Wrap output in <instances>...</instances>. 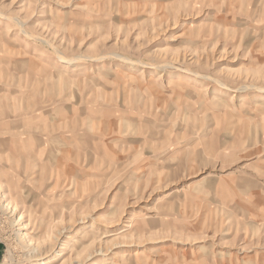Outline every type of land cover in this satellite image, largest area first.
I'll use <instances>...</instances> for the list:
<instances>
[{"label":"rangeland","instance_id":"obj_1","mask_svg":"<svg viewBox=\"0 0 264 264\" xmlns=\"http://www.w3.org/2000/svg\"><path fill=\"white\" fill-rule=\"evenodd\" d=\"M0 187V264H264V0H0Z\"/></svg>","mask_w":264,"mask_h":264},{"label":"bare ground","instance_id":"obj_2","mask_svg":"<svg viewBox=\"0 0 264 264\" xmlns=\"http://www.w3.org/2000/svg\"><path fill=\"white\" fill-rule=\"evenodd\" d=\"M66 64H68V63H66ZM0 192H1V189H0ZM21 197L25 198V194L24 193L22 194V192H21ZM5 198L6 197L4 196V194L0 193V199L2 202V207H4V209L6 211H9L11 214H15V212H16L15 208H12L8 204H3ZM42 214L45 216L46 212H43ZM44 219H45V217L42 218L41 221H39V220H36V218H35L34 222L29 221L25 225L23 223H21L24 220L23 215L19 216L18 219H15V222H17V225L20 226V228L18 229L17 235L20 238L21 244L26 251V256L28 257V260H30V262L36 264L37 262L43 261L47 255H50V258H53L52 260H60L59 264H85V259L84 260L80 259V257L83 254H85V252L88 251V248H86L84 246L81 248L80 253H82V254H76V258H72L70 256L67 259H63V257H62V252L64 250L65 251L67 250L69 252H73V244L67 245L62 240L63 236H66V234L73 228V225L72 224L65 225V223L61 224V225L56 224V223L50 225L47 222H45ZM54 220H55V218H54ZM31 229L33 230V232H35L34 234H44L42 241H40V239L37 241H35L33 239L32 236L34 234L30 235L33 232H29ZM78 235H80L79 232L77 233L76 236L78 237ZM76 236L74 238H76ZM81 237H84V235H81L80 238ZM71 241L75 242L77 240L71 238ZM49 261H47V262H49ZM3 264H8V263H3ZM43 264H48V263L44 262Z\"/></svg>","mask_w":264,"mask_h":264}]
</instances>
